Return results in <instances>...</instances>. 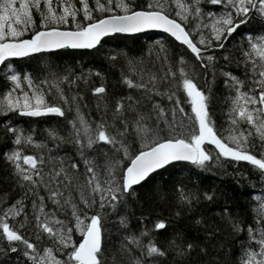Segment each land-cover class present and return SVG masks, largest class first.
<instances>
[{"label":"snow or ice","instance_id":"obj_1","mask_svg":"<svg viewBox=\"0 0 264 264\" xmlns=\"http://www.w3.org/2000/svg\"><path fill=\"white\" fill-rule=\"evenodd\" d=\"M148 29L178 43L175 70L156 41L166 70L157 75L141 58H127L118 83L128 91L111 102L99 70L85 75L45 64L34 75L7 63L96 49L104 37ZM0 64V130L10 141L0 158L10 191H18L15 198L0 194V264H264V190L252 197L251 223L224 191L184 184L172 194V215L182 226L134 211L143 207L138 189L172 162L222 175L231 165L238 183L248 179L247 168L264 187V0H147L139 8L134 0H0ZM197 67L207 91L195 82ZM217 76L227 92L220 103L228 105L219 128L211 115ZM90 77L100 80L90 89L96 119L83 112V95L71 92ZM17 115L63 117L66 127L45 128L37 141L12 125ZM147 196L166 199L155 182ZM161 232L168 235L157 243Z\"/></svg>","mask_w":264,"mask_h":264},{"label":"trees","instance_id":"obj_2","mask_svg":"<svg viewBox=\"0 0 264 264\" xmlns=\"http://www.w3.org/2000/svg\"><path fill=\"white\" fill-rule=\"evenodd\" d=\"M78 3V0H76ZM147 2V0H134L137 8L141 7ZM38 22V21H37ZM238 35V34H237ZM102 45H98L96 49H59L51 53H36L30 58H24L23 60L26 64L24 67H15L18 70L31 71L34 75L37 74L38 69L45 65L51 64L53 66L58 65L60 68H71L77 73L83 72L87 75L91 71L99 70L107 78L108 84V95L106 99L110 102L114 97L118 95H123L127 93V89L121 87L118 83L119 69L125 63L127 58L137 57L141 58L148 68H152L157 75L162 74V61L164 54L160 52L159 46L155 44L156 41H162L165 48L167 49L169 55V66L173 70L176 68V57L172 56L171 53L175 51H180L178 43L170 38L167 34L157 31H147L144 33L134 34V35H123L120 33H115L113 35L102 38ZM117 55L118 59L114 62L108 61L106 56ZM190 55V54H189ZM235 56L238 58L240 53L235 52ZM159 57V59H157ZM194 59V58H193ZM155 65V67H153ZM4 64L0 66V91H3L4 80ZM231 71L237 72V69L232 68ZM196 72L199 73V77L195 82L205 91V79L204 70L196 68ZM179 73H177V76ZM210 76L211 73H208ZM99 78L90 77L87 83L80 81L78 87L71 90L72 94L79 91L84 99L81 104L88 105L87 108H83V112L90 115L93 119L97 118L96 108H95V98L92 96L90 89L93 86H99ZM62 87L67 91L68 85H62ZM183 97V93H180ZM227 95V92L223 89V78L217 76L214 87V99L211 105V115L213 121L217 124L218 128L220 125L227 123V117L224 114L228 105L220 103V100ZM50 99V97H49ZM155 99L160 100L162 106L170 107L169 102L166 99H161L156 97ZM188 111L187 105H183ZM69 118H71L69 116ZM169 120L172 116L169 114L167 116ZM179 121V117L177 118ZM4 120L0 117V123ZM11 123L17 128L24 129L26 132L31 130L34 139L39 141L45 135L43 130L48 127H53L57 125H64L66 127L63 117H56L54 115L42 116V117H21L13 116L11 118ZM10 146V141L7 134L0 130V149L8 148ZM51 146V142H49ZM26 154H32L35 149L27 148L24 150ZM64 151L71 153L69 148H65ZM63 152L61 153V155ZM242 164L244 162H241ZM229 175H222L221 170L212 169L211 171H201L195 169L193 166L187 162H174L170 166H166L164 170L159 171L158 176L153 177L152 181L144 185L143 188L138 189L139 200L143 202V207L139 205H134V211L139 213L144 211L146 213H151L156 215L161 214L163 217L168 219V222L174 226H182L184 221L177 219L172 215L175 211V206L172 202L173 188L176 184H184L189 188H199L200 190L208 189L211 191L213 188L217 190L224 191L229 195L232 202L233 209H238L242 214L246 211L248 215L244 218L246 223L252 222V214L250 208L255 204L252 200L253 196L261 195L264 187L260 184L257 177L253 176L251 171L247 172L248 179L246 181L241 180L239 183L233 180L230 175L233 172L231 165H226ZM83 172V168L80 169ZM7 176L6 165L4 164L2 158H0V194L9 192L12 198L18 196V191L12 192L11 184L5 181ZM156 183L161 186L162 191L166 194V199L163 203L156 200L154 197L150 200L147 196V189ZM256 183V187H251L252 183ZM222 203V201H221ZM131 227L133 229L138 228V224L135 220H132ZM171 229H169V232ZM168 235V232H161L157 240L159 243L163 238ZM116 259L120 261V256L117 254ZM123 264V261H121Z\"/></svg>","mask_w":264,"mask_h":264},{"label":"flooded vegetation","instance_id":"obj_3","mask_svg":"<svg viewBox=\"0 0 264 264\" xmlns=\"http://www.w3.org/2000/svg\"><path fill=\"white\" fill-rule=\"evenodd\" d=\"M53 3L55 4V0H53ZM38 19H39V17L37 16L36 17V20L38 21ZM32 55H34V54H32ZM21 59H24V58H18V59H9V61L7 62V63H11L12 65H13V67L15 68V67H24V66H26L25 64V62L22 60L21 61ZM6 65L4 64V67H5ZM25 71H27V70H25ZM234 73V72H233Z\"/></svg>","mask_w":264,"mask_h":264},{"label":"water","instance_id":"obj_4","mask_svg":"<svg viewBox=\"0 0 264 264\" xmlns=\"http://www.w3.org/2000/svg\"><path fill=\"white\" fill-rule=\"evenodd\" d=\"M147 31H157V32H161V31L155 30V29H148V30H145V31L140 32V33H144V32H147ZM120 34H123V33H120ZM134 34H139V33H134ZM134 34H123V35H134ZM10 59H18V58H10ZM0 66H1V64H0ZM172 163H174V162H172Z\"/></svg>","mask_w":264,"mask_h":264},{"label":"rangeland","instance_id":"obj_5","mask_svg":"<svg viewBox=\"0 0 264 264\" xmlns=\"http://www.w3.org/2000/svg\"><path fill=\"white\" fill-rule=\"evenodd\" d=\"M17 6H18V4H17Z\"/></svg>","mask_w":264,"mask_h":264}]
</instances>
